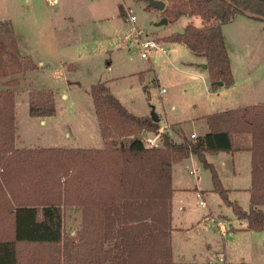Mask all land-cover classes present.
<instances>
[{"label":"trees","instance_id":"1","mask_svg":"<svg viewBox=\"0 0 264 264\" xmlns=\"http://www.w3.org/2000/svg\"><path fill=\"white\" fill-rule=\"evenodd\" d=\"M160 18L174 23L181 16H199L168 36L205 59L209 81L233 84L222 25L235 15L250 13L264 20V0H163ZM146 8H150L148 5ZM119 14L124 15L119 5ZM36 62L23 55L9 21H0V78L31 72ZM17 77L0 88V264H218L176 263L172 258V166L194 155L209 169L212 190L231 207L246 230L264 227V104L204 116L208 131L177 141L162 132L161 145L147 148L139 138L121 139L141 131L157 132L159 121L131 113L105 82L89 88L104 147L19 148L16 140ZM54 92L28 91V114H55ZM251 137L249 208L230 200L206 153L232 150L233 136ZM80 208L74 235L64 232L62 206ZM223 264H232L226 263ZM248 264V263H237Z\"/></svg>","mask_w":264,"mask_h":264},{"label":"rangeland","instance_id":"2","mask_svg":"<svg viewBox=\"0 0 264 264\" xmlns=\"http://www.w3.org/2000/svg\"><path fill=\"white\" fill-rule=\"evenodd\" d=\"M119 5L123 16L119 14ZM146 6V0H57L55 5L48 0H0V21L11 23L20 43V52L23 55L32 53L37 61L41 59L45 64L31 72L22 71L8 77L19 80L15 88V116L20 133L28 135L32 143L42 146L53 143H67L63 145L69 146L84 132L92 134L93 105L88 91L92 84L103 81L110 86V92L137 115L151 111L159 114L160 128L177 141L180 136L191 138L182 133L177 124L161 125L203 117L220 109L223 111L241 103H251L252 100L264 101V20L237 14L221 27L234 73L233 84L240 92L249 91L255 96L234 102L237 91L230 86L212 87L207 69L197 66L205 59L181 42H176L167 52H153L148 59L140 57L138 44L145 36L156 39L161 46H169L174 42L168 36L180 32L188 23L195 26L202 24L199 16L184 15L174 23L156 26L161 19L160 13ZM130 14L135 15L134 22L128 20ZM59 61L71 64L64 70L66 78ZM8 78H0V88ZM65 79L75 84L69 90L65 88ZM39 82L56 87V111L46 118L45 125L36 123L31 127L27 122L28 91L35 88L32 83L38 85ZM62 94H67L68 98H62ZM184 128L189 133L192 126L188 123ZM193 129L201 132L199 126ZM148 132L136 134L141 135L143 144L147 137L153 136L154 132ZM157 141L160 146L161 137ZM15 145L18 147L17 142ZM221 156L209 157L208 160L217 163L223 174L220 164L226 160ZM192 160L193 166L190 159L175 162L174 182L193 186L196 177L189 170L195 167L199 183L207 192L205 201L208 207L199 205V198L192 190L175 192L172 199L175 225L190 228L191 224L201 221L190 229V233L185 230L175 233L173 243L176 252L187 254L190 259L205 261L215 259L217 251L225 249L232 255L246 247L249 250L247 261L264 264V249L260 248L264 242L258 247L259 242L252 244L249 235L230 232V225L238 227L239 220L231 207L211 190L213 185L209 169L197 159ZM228 197L236 200L243 209H248V196L243 192ZM62 207L64 232L74 235L80 225L76 214L80 208L77 205ZM210 210L213 217L227 224L228 231L224 235L209 217L204 221L203 215L210 214ZM202 224L205 228L201 227Z\"/></svg>","mask_w":264,"mask_h":264},{"label":"crops","instance_id":"3","mask_svg":"<svg viewBox=\"0 0 264 264\" xmlns=\"http://www.w3.org/2000/svg\"><path fill=\"white\" fill-rule=\"evenodd\" d=\"M168 24H166V25H168ZM174 44H176V42L170 44L169 46L163 45L162 46V48H163L162 51L167 52V50L172 45L174 46ZM225 44H226V41H225ZM18 47H19V49L21 51L19 42H18ZM164 52H160V53H164ZM21 54H24V53L21 52ZM26 54L29 55L32 59L36 60L35 62L37 64V68L39 66H44L45 65L44 61H41V59H39V61H37V58L34 57L32 55V53L31 54L26 53ZM201 58H203V57H201ZM68 62L69 61H67V62L59 61V64H58L60 69H61V72L63 73L64 78H66V76H65L66 73L64 72V70L68 69L67 67L70 68L69 65H71ZM202 64H205V62H203V61L199 62V63H197V66L198 67H202ZM230 65H231V63H230ZM243 69H244V67H243ZM231 70H232V74L234 75L232 67H231ZM246 72L248 74V71H246ZM50 77H52V76H50ZM64 81H65V85H66L65 88L67 90H69L70 88H72V86L75 85V84L71 83L70 81H68V79H65ZM32 84L33 85H31V86L35 87L37 89H39V88H47V89H51L54 93L56 92V90H55L56 87L53 86V85L48 86V85H46L44 83H40V82L38 83V85L36 83H32ZM107 86L111 90L110 86L109 85H107ZM230 89H235L237 91V92H235L234 102L235 101L237 102V100H238V102L245 101L247 99L255 97L254 94H251L249 91L248 92H240V90H237V86L235 84L231 85ZM62 98H64V99L68 98V95L67 94H62ZM54 99H55V94H54ZM27 100H28V98H27ZM91 100H92V98H91ZM250 102L251 103H241V104H238V105H236L235 107H232V108L228 107V109L244 107V106L252 105V104H264V101H253L252 100ZM70 103H72V100L70 101ZM124 106L131 113L137 115L135 112L131 111V109L129 107H127L126 105H124ZM14 107H15V102H14ZM228 109H226V110H228ZM221 110L222 109H220V111ZM92 111H93L92 112L93 114H92L91 121H90V125H91V128H92V134L84 132V135L77 136L72 141L73 143L70 142L71 145H69V146L63 145V144H67V143H53V144H46V145H43V146L42 145H37L35 143H32L29 140L28 135H24L23 133H20L18 128L16 129V131H17L16 137L17 138H16L15 142L18 143V147H20V148H23V147H26V148H36V147H44V148H46V147H49V148H92V149L93 148L94 149L103 148L104 147V140L101 137L99 126H98V121H97V118H96V115H95L93 107H92ZM223 111H225V110H223ZM27 114H28V112H27ZM93 115H95V116H93ZM157 115H158L159 123H160V120H161L160 115L159 114H157ZM138 116H150V113L149 114L146 113V114L138 115ZM204 116H206V115H204ZM204 116L203 117L192 118L191 120L182 121V122L181 121H179V122L176 121V122H171V123L167 122L165 125H161V126L177 124L179 126L178 129H180V131L182 133H184L185 135L190 136L191 134H195L196 136H199V135H202V134H204V133H206L208 131ZM46 118H48V117H31L28 114L27 122L29 123V125L31 127L36 126V123H38L39 125H42V124L45 125L46 124V120H47ZM188 123H190V125L192 126V129H191V131L189 133H187L185 131V128H184V126L187 125ZM194 126H199L200 129H201V132L195 131L193 129ZM148 134H150V133L148 132ZM134 138H139L141 140V135H136V136L132 135V136L125 137V138H123L121 140H122V142L124 144H128ZM250 143H251V137H250L249 134H247V133L235 134L233 136V140H232V144H233L232 150L219 151L218 153H215V154L206 153V159L207 160L209 159V157L212 158L213 156L223 155L221 157H224L226 162L225 161H223V162L221 161V164L219 163L220 166L223 168V172H224L223 174L219 170L217 163L209 161V160L208 161L210 163H212L215 166L216 170L218 171V174L220 176L222 185L228 190V195H231V194H236L237 195V194L243 192L244 194H246L248 196V202H249L248 189H249L250 184H251V175H250V171H251L250 157H251V154H250V151L248 150V148L250 146ZM92 144H96V145L93 146ZM189 159L191 160V163H192V166H193L194 163H193L192 159H197V158L194 155H189L188 157L184 158V160H189ZM178 162H180V161H178ZM174 164H173V166H174ZM173 166H172V187H173L174 191H173V194H172V199H173V196L175 195L176 191L192 190L196 194L198 192L202 193L203 194V199L205 200V196L207 195L206 194L207 192H206V189L201 187V185L199 183L198 174L196 176L192 174L193 176L196 177L195 184L193 186L184 185V184L183 185H177L174 182ZM189 173H190V170H189ZM211 190H212V188H211ZM234 199H236V198H234ZM171 204H172L171 245H172V258H173L174 262H176V263H179V262H188V263H204V262H216V263H219V262H221V263H224V262H226V263H232V264H237V263H242L243 262V263L253 264V263H251L252 261H250V262L247 261L248 259H247L246 256L248 255L249 250H247L246 247L240 248L239 252H234L232 255H229L225 251V249H223L224 251H217L215 253V259H206L207 261L206 260L205 261H198L197 259H190L189 257L186 256L187 254H181L180 252H176L175 245L173 243V237H174L175 233H178L179 230L180 231L181 230H185V232L190 233L191 232L190 229L193 228L194 226H196L197 224L201 223V221L198 220L195 225L191 224L190 228L189 227L188 228L187 227L184 228V227L175 225V223L173 221L174 216H173V203H172V200H171ZM207 207L208 206H207V203H206V207L205 208H207ZM261 209L264 210V206H261ZM76 214H77V217H78V220H79V223H80V211L77 210ZM210 214L203 215L204 216L203 217L204 221L207 220L208 217H209L210 221L213 220L215 222V224L217 226V229L220 232V234L224 235L228 231L227 224L222 219H216L215 217H213L214 214L212 213L211 210H210ZM77 217L75 219H77ZM219 223L222 225V229H224V232H222L221 228H219ZM230 224H231V222H230ZM237 226L238 227H232L230 225V232L236 231V232L243 233L245 235H249L251 237L250 239H251L252 244L255 241L259 242V246L258 247H260L261 243L264 242V227H263L262 230H259V231H255V230L248 231V230L245 229L246 228V221H244V220H241V221L239 220ZM201 227L205 228V224H202ZM260 248L264 249V246H261ZM194 258H196V257H194Z\"/></svg>","mask_w":264,"mask_h":264},{"label":"built area","instance_id":"4","mask_svg":"<svg viewBox=\"0 0 264 264\" xmlns=\"http://www.w3.org/2000/svg\"><path fill=\"white\" fill-rule=\"evenodd\" d=\"M56 1L57 0H48V2L51 4V5H55L56 4ZM129 21L131 22H134L136 20V17L135 15L133 14H130L129 15V18H128ZM137 33H140L142 34L143 31H138ZM138 49H139V55L142 59H148L151 57V55L153 54V52L159 50V51H162L163 48L162 46L160 45V43L158 41H156V39L154 38H150V37H147L145 36V39L144 40H141L138 44ZM162 91H164V89H161ZM164 131V128H159V130L155 133H152L153 136L152 137H147L145 139V144L144 146L147 147V148H155V147H158L159 144H158V138L160 137V134ZM197 136L195 134H191L190 135V138L191 139H195ZM190 173L193 174V175H197V172H196V168L192 167V169H190ZM197 197L199 198V205L202 207V208H205L206 207V202L205 200L203 199L202 197V194L200 192L197 193ZM219 228H221V231L224 232V229H222V225L219 223Z\"/></svg>","mask_w":264,"mask_h":264},{"label":"water","instance_id":"5","mask_svg":"<svg viewBox=\"0 0 264 264\" xmlns=\"http://www.w3.org/2000/svg\"><path fill=\"white\" fill-rule=\"evenodd\" d=\"M147 1V5L150 8L156 9L158 11H162L165 7V2L163 0H146ZM246 16L253 18L254 16L251 15L250 13H245ZM168 24V20L165 17H162L155 25L156 26H162V25H166ZM180 32L182 33L183 30H180ZM203 68H206V64H202ZM218 86H223V83L221 81L217 82ZM150 117L153 121L157 122L159 121L158 115L154 112L151 111L150 112Z\"/></svg>","mask_w":264,"mask_h":264}]
</instances>
